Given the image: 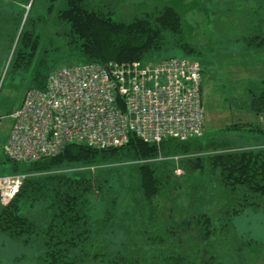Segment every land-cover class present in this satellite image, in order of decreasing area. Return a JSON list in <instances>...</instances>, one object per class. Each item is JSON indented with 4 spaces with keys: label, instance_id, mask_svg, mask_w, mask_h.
Masks as SVG:
<instances>
[{
    "label": "trees",
    "instance_id": "obj_1",
    "mask_svg": "<svg viewBox=\"0 0 264 264\" xmlns=\"http://www.w3.org/2000/svg\"><path fill=\"white\" fill-rule=\"evenodd\" d=\"M221 1L227 4L228 0ZM260 9L263 16L251 28L255 35L240 36L247 48L264 47L262 1ZM117 11L112 2L98 5L91 0H65L57 19L64 25L65 46L77 60L64 65L156 62L174 56L169 54L176 51L199 57L200 51L186 34L182 14L169 2L148 1L130 20L114 18ZM257 11L252 10V21L258 17ZM20 23L21 18L0 11V48L4 53L14 42ZM38 43L34 30H22L13 66L31 68ZM23 47L31 52H24ZM49 72L37 69L33 87L44 88ZM252 100L250 106H257L264 121V91L257 96L254 93ZM245 124L249 123H232L221 132ZM260 131L264 133V129ZM204 137L170 138L156 144L133 135L120 147L97 149L74 143L56 156L22 163V168L14 162L15 173L27 176L16 197L7 205L0 203V237L24 245L35 242L37 264H222V251L231 255L233 264H245L249 252L264 249V242L239 236L233 223L247 208H258L256 197L264 198V144L254 148L235 139ZM175 155L185 174L210 169L218 189L229 199L217 219L201 211L177 221L173 213H167L160 229H155L157 201L177 194L185 184L178 175L169 173L175 164L170 159ZM161 156L164 159L159 160ZM125 195H130L136 207L130 219H152L147 227L152 226L153 233L146 239L143 236L148 229L132 231L133 221L128 220L127 225L116 220ZM97 197L104 203L101 214L94 210ZM36 208H41L42 220L29 215ZM117 225L130 232L126 233L129 241L113 246ZM189 240L196 242L195 250L184 247Z\"/></svg>",
    "mask_w": 264,
    "mask_h": 264
},
{
    "label": "rangeland",
    "instance_id": "obj_2",
    "mask_svg": "<svg viewBox=\"0 0 264 264\" xmlns=\"http://www.w3.org/2000/svg\"><path fill=\"white\" fill-rule=\"evenodd\" d=\"M91 1L98 5L112 2L119 9L113 14V17L130 20L141 5L148 1L158 2L160 0ZM162 1L169 2L180 11L188 39L200 51L199 57L191 58L199 61L204 70L206 126L202 137L206 134L205 137L220 136L221 138L235 139L242 146L254 148L264 144V133L260 131L264 129V121L257 111V106H250L253 102L254 93L257 96L264 91V76H262L264 47L262 49L247 48L244 41L240 39V36L243 35L248 37L255 35L252 34L251 28L257 26L259 19L263 16L260 4L262 1L264 5V0H228L227 4L222 3L221 0ZM64 3L65 0H0V11L6 15L10 14L21 18L20 27L16 29L18 33L14 42L12 41L13 43L5 53L0 48V79L7 64L9 65L0 92V176L15 173L14 162L5 156L3 144L12 126L10 114L22 101L26 91L34 86L32 80L34 72L40 69L41 72L47 73L55 66L77 60L65 46V38L62 33L64 25L57 19L58 11L64 6ZM252 10H258V13L256 12L258 17H255L253 21ZM24 29L34 30L39 36L38 49L32 67L29 69L14 67L13 60L12 62L9 61L16 38L19 32ZM244 30L248 33L245 34ZM18 48L21 46L17 42L16 51ZM23 51L31 52L30 48L27 47H23ZM171 54L182 55L179 51L171 52L169 55ZM246 122L249 124L238 129L221 132V129L231 126L232 123ZM158 159L164 158L161 156ZM173 159L176 165L172 164L173 167L170 168L171 172L169 173L178 175V179L185 184L178 190L177 194L164 196L159 202L157 201L159 203L156 215L158 222L154 223V225L157 224L154 228L160 229L167 213H173L172 218L177 221H180L187 214H197L201 211L207 212L214 219H217L220 216V210L227 204L229 197L223 190L218 189V182L210 173V169L206 168L198 174L196 172L190 175L185 174L184 169L177 165L179 157L175 155L170 160ZM129 162L131 161L125 163ZM22 167L23 164L19 163L18 168ZM135 189L138 192V186ZM127 197V195L122 196L121 209L116 220L123 221L127 225L129 224L128 220L133 221L130 222L132 231L148 229L146 230L147 233L142 235L146 239L147 235L151 236L153 233L154 228L152 226L147 227L152 219L149 220V216H134L130 219L132 211L136 207L132 202L133 200L129 198L130 195ZM94 201L95 213L101 214L104 203L100 201L99 197ZM155 201L154 199L153 204ZM255 202H259L258 208L256 210L247 208L236 217L233 224L239 236L250 237L260 243L264 242V198L256 197ZM169 210L172 212H168ZM127 213L130 214L128 217L125 216ZM29 215L36 217L37 220H42L41 208L31 210ZM114 229L116 230L114 231L113 246H119L121 242L129 241L127 236L130 232H127V229L125 230L118 225ZM126 233L128 234L126 235ZM195 244V241L192 243L189 240L184 247L195 250ZM35 247V242L24 245L1 236L0 264H37V249ZM219 259L222 264L235 262L231 255L225 256L224 251L220 252ZM245 264H264V249L251 250L246 257Z\"/></svg>",
    "mask_w": 264,
    "mask_h": 264
},
{
    "label": "built area",
    "instance_id": "obj_3",
    "mask_svg": "<svg viewBox=\"0 0 264 264\" xmlns=\"http://www.w3.org/2000/svg\"><path fill=\"white\" fill-rule=\"evenodd\" d=\"M10 117L3 152L17 163L56 156L74 143L106 149L127 144L133 135L156 144L200 137L206 125L202 65L176 55L156 62L59 66L44 88L26 91ZM26 176H0L2 205L16 197Z\"/></svg>",
    "mask_w": 264,
    "mask_h": 264
},
{
    "label": "crops",
    "instance_id": "obj_4",
    "mask_svg": "<svg viewBox=\"0 0 264 264\" xmlns=\"http://www.w3.org/2000/svg\"><path fill=\"white\" fill-rule=\"evenodd\" d=\"M262 76H264V67H263V70H262Z\"/></svg>",
    "mask_w": 264,
    "mask_h": 264
},
{
    "label": "bare ground",
    "instance_id": "obj_5",
    "mask_svg": "<svg viewBox=\"0 0 264 264\" xmlns=\"http://www.w3.org/2000/svg\"><path fill=\"white\" fill-rule=\"evenodd\" d=\"M6 69V68H5ZM8 71V70H7ZM7 73V72H6Z\"/></svg>",
    "mask_w": 264,
    "mask_h": 264
}]
</instances>
